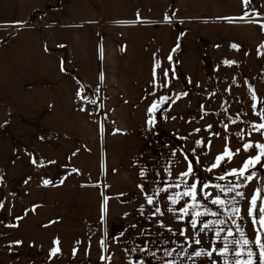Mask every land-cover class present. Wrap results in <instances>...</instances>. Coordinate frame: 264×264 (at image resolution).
<instances>
[{
	"label": "crops",
	"instance_id": "0c3cea01",
	"mask_svg": "<svg viewBox=\"0 0 264 264\" xmlns=\"http://www.w3.org/2000/svg\"><path fill=\"white\" fill-rule=\"evenodd\" d=\"M261 45L264 0H0V264H262Z\"/></svg>",
	"mask_w": 264,
	"mask_h": 264
},
{
	"label": "snow or ice",
	"instance_id": "6c2138e0",
	"mask_svg": "<svg viewBox=\"0 0 264 264\" xmlns=\"http://www.w3.org/2000/svg\"><path fill=\"white\" fill-rule=\"evenodd\" d=\"M243 2L245 3V5H247L249 3V0H243ZM233 47H237V46L236 45H233ZM261 48H264V45H261ZM169 59H171V56L169 57ZM155 107H156V105L154 104L153 105V108H155ZM260 115L261 116H264V113H260ZM149 123L151 124L152 121L150 120ZM257 128H258V130L264 129V124L258 125ZM197 131H199V130H197ZM252 147H253V145H251V144H245L244 145L245 150H247L249 148H252ZM255 147H257V148L260 149V155H257L255 157H252L248 161H246L245 164H244V166H243V168H241L238 172H237V170H233V172H232L233 175H241V176H243L244 173H245V171L248 170L250 168V166L254 167L256 164H259L261 162V157L264 156V144H258V145H255ZM231 155H232L231 151H228L224 155H222L220 157H217V164L221 160H223L225 158V156H229L230 157ZM33 163H36V161L33 160ZM215 166L216 165H213V167H215ZM262 166H264V165H262ZM191 171H192V169H191V166H190L188 172L183 173V175L186 177V176L189 175V173ZM252 178H253L252 175L247 176V179L248 180H251ZM220 179H223V177H220ZM44 183H45V185H47L49 183V181H44ZM229 190L231 191L233 189H229ZM195 191H196V184H193V185L190 186V190L189 191H186L184 193V195L191 196L192 199L195 200L196 199ZM221 191H223V189H221ZM257 191L259 192L260 190L258 189ZM237 195L243 196V193H237ZM148 203L149 204L153 203V200H152V198L150 196L148 197ZM212 203L223 205L224 202L222 200H219V199H214L212 201ZM252 204L253 205L256 204V198L255 197L252 200ZM184 211L187 214V209H185ZM259 213H260L259 223L262 226H264V207H260L259 208ZM213 214L215 215V213H213ZM196 215H199V213H197ZM216 223H221L222 224V223H224V221H217ZM192 227L193 228L196 227V221H192ZM204 227L207 228V227H209V225L208 224H205ZM201 230H203V229H201ZM216 234H217V236H219V232H217ZM241 235H243V233H241ZM234 242L235 243H239V241H234ZM15 243L20 244L22 242L21 241H16ZM195 243L196 244H199L200 243V240L199 239H196L195 240ZM249 243H250L249 240H247V239L243 240V244L244 245H247ZM255 243L259 244V246H260V249H261L260 257H261L262 264H264V243H260V237L259 236L256 237ZM55 244L59 245V241L58 240L55 241ZM213 251H217V250L216 249H213ZM227 251H228V246H227V244H225V248L223 250H220L219 251V254L223 255ZM58 252H59V248L58 247L53 248L52 251H51V255L52 256H55ZM168 254L170 255V253H168ZM202 254L203 255H208V256H211L212 255L211 252H207V251H205V252L196 251L194 253V255L197 256V257L201 256ZM237 255H239V253H237ZM253 255H254V253H252L251 250H249V252H248L249 259H251V257ZM236 264H239V261H236Z\"/></svg>",
	"mask_w": 264,
	"mask_h": 264
},
{
	"label": "rangeland",
	"instance_id": "374dc122",
	"mask_svg": "<svg viewBox=\"0 0 264 264\" xmlns=\"http://www.w3.org/2000/svg\"><path fill=\"white\" fill-rule=\"evenodd\" d=\"M90 94H91L92 98H94L95 100H98L99 96H98L97 92H91ZM259 178L261 180L262 187H263V193H264V171L259 173ZM263 207H264V201H263Z\"/></svg>",
	"mask_w": 264,
	"mask_h": 264
},
{
	"label": "built area",
	"instance_id": "2783aa9c",
	"mask_svg": "<svg viewBox=\"0 0 264 264\" xmlns=\"http://www.w3.org/2000/svg\"><path fill=\"white\" fill-rule=\"evenodd\" d=\"M39 20H40V21H42V18H41V17H39Z\"/></svg>",
	"mask_w": 264,
	"mask_h": 264
}]
</instances>
